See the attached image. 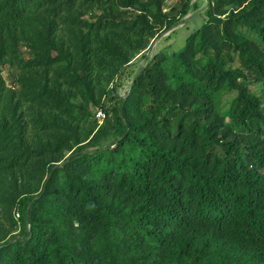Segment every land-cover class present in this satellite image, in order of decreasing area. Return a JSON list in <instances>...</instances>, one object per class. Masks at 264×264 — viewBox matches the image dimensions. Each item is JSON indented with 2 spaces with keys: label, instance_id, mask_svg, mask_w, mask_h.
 <instances>
[{
  "label": "trees",
  "instance_id": "obj_1",
  "mask_svg": "<svg viewBox=\"0 0 264 264\" xmlns=\"http://www.w3.org/2000/svg\"><path fill=\"white\" fill-rule=\"evenodd\" d=\"M166 1L0 0V66L24 67L23 100L38 107L31 138L0 71V179L23 182L8 227L0 215V242L20 229L0 264H264V89L239 81L264 84V0H212L180 67L152 59L82 132L98 76L175 25ZM224 90L237 95L221 112Z\"/></svg>",
  "mask_w": 264,
  "mask_h": 264
},
{
  "label": "rangeland",
  "instance_id": "obj_2",
  "mask_svg": "<svg viewBox=\"0 0 264 264\" xmlns=\"http://www.w3.org/2000/svg\"><path fill=\"white\" fill-rule=\"evenodd\" d=\"M187 3V10H185L184 3L181 0H167L164 5V11H166L167 15L176 22L172 29L161 33L153 39L151 44L146 49L135 54L128 63L119 67L114 74L103 73L98 76L97 81L99 88L97 89L96 96L100 97V104L90 106V115L88 120L80 122L84 127L82 132L90 128L95 123H98V125L104 123V121L109 117L110 111L117 98L129 93L139 70L146 66L152 59H163L170 71L174 66H177L178 68L180 67L175 54L185 47L187 38L208 21L207 11L210 4H212V0H187ZM130 13L136 14V12ZM37 53V49L31 48L26 43H22L19 48V55L25 60L36 57ZM238 67H240V64L237 59L226 65V68L231 69ZM0 71H2V79L5 81L7 87L8 104L13 105L15 108L18 107L17 116L23 114L26 126L28 125L26 130L30 134L31 138H33L34 132L31 127L33 126V119L36 116L38 107H36L37 100H23L24 98L22 96V92L24 88L19 79H22L23 76L27 75L25 74L24 67L20 64H1ZM45 75L46 71L41 68L35 75L36 77L32 76L36 78V86L42 85L46 82L47 77H45ZM49 77H53L52 72ZM239 81L248 85L249 89L257 95H260L264 89V84L256 81L250 74L246 77L239 78ZM65 87L68 91H71L69 86ZM38 91H41L40 87ZM36 93L32 94L30 97L32 99H36ZM236 95V90H224L219 102L221 112L229 108ZM73 100L76 103L80 102L79 96L74 97ZM51 115H53V119L50 123L54 124V128L62 125L60 113L53 111ZM108 143L109 141L107 140L103 144L107 145ZM68 155L69 153L65 152L63 156L65 158ZM22 185V178L16 172L7 171L0 179V215L7 227L8 220L5 219V217H10L8 212L10 199L13 195L19 193L23 189ZM17 212L18 207H15L13 209L15 218L19 217ZM18 225H20V222H18ZM15 229L16 230H13L6 239L0 242V246L8 243L11 236L20 231L19 227Z\"/></svg>",
  "mask_w": 264,
  "mask_h": 264
},
{
  "label": "built area",
  "instance_id": "obj_3",
  "mask_svg": "<svg viewBox=\"0 0 264 264\" xmlns=\"http://www.w3.org/2000/svg\"><path fill=\"white\" fill-rule=\"evenodd\" d=\"M17 215L19 216V213L17 212Z\"/></svg>",
  "mask_w": 264,
  "mask_h": 264
}]
</instances>
